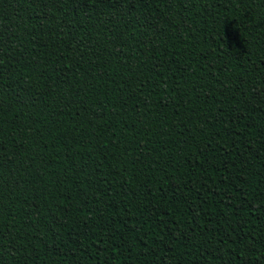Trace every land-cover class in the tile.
I'll return each mask as SVG.
<instances>
[{
  "label": "trees",
  "instance_id": "1",
  "mask_svg": "<svg viewBox=\"0 0 264 264\" xmlns=\"http://www.w3.org/2000/svg\"><path fill=\"white\" fill-rule=\"evenodd\" d=\"M0 264H264V0H0Z\"/></svg>",
  "mask_w": 264,
  "mask_h": 264
}]
</instances>
